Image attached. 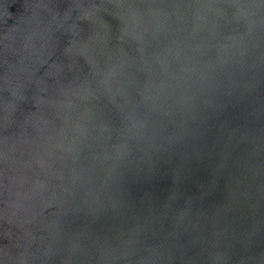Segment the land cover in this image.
Returning a JSON list of instances; mask_svg holds the SVG:
<instances>
[{"label":"water","instance_id":"obj_1","mask_svg":"<svg viewBox=\"0 0 264 264\" xmlns=\"http://www.w3.org/2000/svg\"><path fill=\"white\" fill-rule=\"evenodd\" d=\"M0 264H264V0H0Z\"/></svg>","mask_w":264,"mask_h":264}]
</instances>
